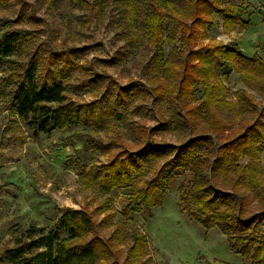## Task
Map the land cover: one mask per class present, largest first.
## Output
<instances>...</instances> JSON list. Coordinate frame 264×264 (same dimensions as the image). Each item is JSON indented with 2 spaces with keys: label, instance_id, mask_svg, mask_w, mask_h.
Wrapping results in <instances>:
<instances>
[{
  "label": "trees",
  "instance_id": "1",
  "mask_svg": "<svg viewBox=\"0 0 264 264\" xmlns=\"http://www.w3.org/2000/svg\"><path fill=\"white\" fill-rule=\"evenodd\" d=\"M122 6L119 21L129 45L141 40L154 53L148 60L151 84L133 80L125 87L114 85L116 95L121 103L129 98L166 102L171 128L181 140L173 144L152 139L166 124L162 113L156 127L132 126L137 134L134 147L110 159L100 187H129L124 208L131 215L142 204L147 208L161 204L174 178L188 172L190 181L178 186V197L190 206V215L205 228L218 226L232 247L243 244L239 253L250 257V264H264V231H258L264 223V63L257 55L246 56L220 42L201 43L214 13L221 15L224 30L247 28L250 20L242 17L248 14L246 8L233 2L223 6L222 0H123ZM88 9L93 15L100 5L95 2ZM163 38L178 41L165 58ZM27 40L19 31L3 32L0 63ZM57 63L59 70H52ZM216 63L224 68L221 73L215 70ZM70 64L58 55L48 56L45 66L35 57L29 60L11 93L12 111L28 128L47 133L82 118V108L65 96L64 71ZM231 71L245 87L233 92L234 99L226 98L223 82ZM198 87L202 91L195 99ZM105 95L110 99L109 89ZM93 105L98 117L110 114ZM147 112L152 114L150 108ZM111 115L117 121L122 117L118 109ZM116 223L108 236L100 238L98 223L87 211L65 207L57 219L64 237L29 227L1 252L0 263L144 264V236L136 229L130 231L126 256L117 259L120 251L115 245L125 234L123 224Z\"/></svg>",
  "mask_w": 264,
  "mask_h": 264
},
{
  "label": "rangeland",
  "instance_id": "2",
  "mask_svg": "<svg viewBox=\"0 0 264 264\" xmlns=\"http://www.w3.org/2000/svg\"><path fill=\"white\" fill-rule=\"evenodd\" d=\"M95 2L100 10L92 15L88 7ZM230 2L246 8L248 14L242 17L250 20V27L224 30L221 15L214 13L201 43L220 42L246 56L257 55L264 63V22L260 20L264 0H222V5ZM122 4L123 0H0V36L16 30L28 38L0 63V254L29 227L64 237L57 219L63 208L72 207L92 216L100 238L108 236L116 222L123 224L125 237L115 245L119 261L131 244L130 231L136 229L144 236V264H250V257L239 253L243 244L232 247L218 226L203 227L190 215V206L180 202L178 186L190 181L188 172L174 178L161 204L151 208L142 204L131 215L124 208L129 187H100L110 159L134 147L137 134L132 126L156 127L162 113L166 124L152 139L173 144L181 140V134L171 128L166 102L129 98L121 103L116 95L114 85L125 87L133 80L151 84L148 60L154 53L141 40L134 47L129 45L119 21ZM177 45L178 41L163 38V58ZM55 55L71 62L64 71L65 96L83 113L80 120L45 133L28 128L13 113L11 93L31 58L45 66L44 60ZM60 65L53 64L51 69L57 71ZM215 70L221 73L224 68L216 63ZM40 75L44 76L42 68ZM223 82L226 98L234 99L233 92L245 88L235 71ZM201 91L198 87L195 99ZM93 104L110 114L98 117ZM115 109L122 114L118 121L111 115ZM261 163L264 166V149ZM258 231H264V223Z\"/></svg>",
  "mask_w": 264,
  "mask_h": 264
},
{
  "label": "crops",
  "instance_id": "3",
  "mask_svg": "<svg viewBox=\"0 0 264 264\" xmlns=\"http://www.w3.org/2000/svg\"><path fill=\"white\" fill-rule=\"evenodd\" d=\"M262 9H264V7H263ZM263 13H264V12H263ZM260 20H261V22H264V19H263V17H261V19H260ZM249 27H250V25H249ZM249 27H248V28H249ZM245 31H246V30H245ZM243 39H244V36H243V37L240 39V40H241V44H240L241 46H244V44H242V43L244 42V40H243Z\"/></svg>",
  "mask_w": 264,
  "mask_h": 264
}]
</instances>
